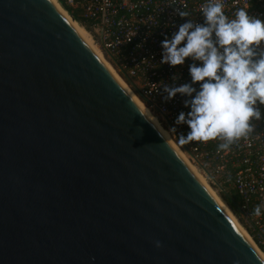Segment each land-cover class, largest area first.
Masks as SVG:
<instances>
[{"label": "water", "instance_id": "1", "mask_svg": "<svg viewBox=\"0 0 264 264\" xmlns=\"http://www.w3.org/2000/svg\"><path fill=\"white\" fill-rule=\"evenodd\" d=\"M254 230L52 0H0V264H262Z\"/></svg>", "mask_w": 264, "mask_h": 264}, {"label": "built area", "instance_id": "2", "mask_svg": "<svg viewBox=\"0 0 264 264\" xmlns=\"http://www.w3.org/2000/svg\"><path fill=\"white\" fill-rule=\"evenodd\" d=\"M63 1L79 10L83 27L89 28L96 45L109 55L108 62L200 174L219 191L235 190L240 197L237 208L255 229L251 241L264 253V207L259 217L252 214L256 205H264V119L254 121L255 128L249 137L233 144L228 151H218L220 141L217 140L180 145L179 135L186 136L190 128L187 124L176 125L175 120L181 111H190L184 104L190 97L177 93L172 99H165L164 85L178 87L191 83L189 65L193 61L186 58L183 65L174 67L161 64V42L166 37L170 39L188 19L204 23L200 5L206 0ZM223 3L230 19L235 18L238 9L244 8L251 17L264 20V0H223ZM184 4H187L184 10L190 15L182 18L175 9L183 10ZM183 43L186 41L181 46ZM199 83L193 85L197 90ZM260 107L264 117V106ZM172 128L176 129L175 133Z\"/></svg>", "mask_w": 264, "mask_h": 264}, {"label": "clouds", "instance_id": "3", "mask_svg": "<svg viewBox=\"0 0 264 264\" xmlns=\"http://www.w3.org/2000/svg\"><path fill=\"white\" fill-rule=\"evenodd\" d=\"M182 6L183 10L175 9L176 14L189 17L184 10L187 4ZM224 9L223 0H206L200 5L204 23L188 19L161 42V64L174 67L183 65L186 58L193 61L189 65L191 83L164 85L167 100L177 93L190 97L184 101L190 111H181L175 120L176 125L190 128L186 136L179 135L180 145L217 140V150L228 151L249 137L254 121L264 119L260 107L264 106V20L251 17L244 8L230 19ZM198 82L199 90L193 87ZM262 207L256 205L252 214L259 217Z\"/></svg>", "mask_w": 264, "mask_h": 264}, {"label": "bare ground", "instance_id": "4", "mask_svg": "<svg viewBox=\"0 0 264 264\" xmlns=\"http://www.w3.org/2000/svg\"><path fill=\"white\" fill-rule=\"evenodd\" d=\"M58 9L72 22V24L78 29V31L82 34V36L86 39V41L89 43L91 48L97 53V55L101 58V60L104 62V64L107 66V68L112 72V74L117 78V80L122 84V86L127 90V92L132 96V98L136 101V103L141 107V109L146 113V115L151 119V121L156 125V127L161 131V133L165 136V138L170 142V144L175 148V150L180 154V156L188 162L196 171L198 169L194 164H192L186 154L181 150V148L173 141V139L169 136V134L164 130V128L159 124V122L155 119V117L149 112L147 107L141 102V100L136 96V94L131 90V88L126 84V82L123 80V78L116 72V70L113 68V66L107 61V59L104 57L102 51L99 49V47L94 42L91 34L83 27L81 26L76 20L72 18V16L60 5L56 0H52ZM199 172V171H198ZM200 173V172H199ZM253 247L256 249L257 253L260 255V257L264 261V253L261 252L255 245L252 243L251 239L249 241Z\"/></svg>", "mask_w": 264, "mask_h": 264}, {"label": "trees", "instance_id": "5", "mask_svg": "<svg viewBox=\"0 0 264 264\" xmlns=\"http://www.w3.org/2000/svg\"><path fill=\"white\" fill-rule=\"evenodd\" d=\"M63 8L72 15V17L79 22L80 24L84 23V20L82 19V16L79 12V10L67 5L64 3L63 0H59ZM89 29V28H87ZM226 198H228L236 207H238V204L240 202V197L237 195V193H234V190L232 188H229L225 191H220Z\"/></svg>", "mask_w": 264, "mask_h": 264}, {"label": "rangeland", "instance_id": "6", "mask_svg": "<svg viewBox=\"0 0 264 264\" xmlns=\"http://www.w3.org/2000/svg\"><path fill=\"white\" fill-rule=\"evenodd\" d=\"M78 23H79V22H78ZM79 24H80V23H79ZM80 25L83 26L82 24H80ZM84 28H85V27H84ZM85 29L89 32V30H88L87 28H85ZM89 33H90V32H89ZM90 34H91V33H90ZM93 39H95V38H93ZM102 53H103V55H104V57H105L106 59H107V58L109 59V55H108L107 53L104 54L103 51H102ZM107 61H108V60H107ZM164 126L167 127L166 124H164ZM234 193H235V190H234Z\"/></svg>", "mask_w": 264, "mask_h": 264}]
</instances>
